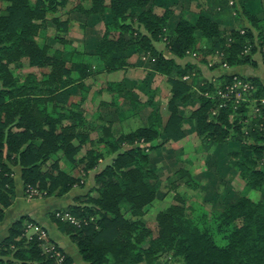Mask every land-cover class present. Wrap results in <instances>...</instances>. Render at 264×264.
Masks as SVG:
<instances>
[{"label": "trees", "instance_id": "obj_1", "mask_svg": "<svg viewBox=\"0 0 264 264\" xmlns=\"http://www.w3.org/2000/svg\"><path fill=\"white\" fill-rule=\"evenodd\" d=\"M69 1L0 0V221L16 197L13 167L19 168L25 193L32 187L45 196L61 198L72 187L83 186L88 173L109 157L94 173L84 201L76 197L75 203L49 213L85 262L154 264L159 254L167 253L181 257L183 264H264V82L258 76L222 74L198 84L196 92L188 79L195 63L180 64L174 58L198 52L204 57L215 55L227 66L255 67L251 54L258 41L264 63V7L250 12L243 0H237L248 24L235 26L221 24L236 8L233 0L212 1L193 21L184 15L174 18L169 5L155 12L152 0H76V12L103 22L91 52L80 53L38 41L50 19L55 24L54 39L70 43L64 37L69 19L56 16ZM200 38L206 44H200ZM153 41H164L174 57H165ZM137 52L148 55V66L170 84L167 117L162 118L152 89L143 101L123 94L129 104L124 113L118 108L122 90L117 87L110 103L100 102L115 109L105 112L104 124L97 126L99 134L93 138L94 127L82 105L84 79L126 68L132 64L130 55ZM25 67L39 72L22 73ZM236 83L250 85L243 92L247 99L218 96L217 90ZM191 98L198 105L187 110L186 117L199 138V149L232 144L227 159L243 180V190L216 210L201 203L188 205L187 192L177 191L176 201L158 210L156 224L150 228L141 218L159 196L161 181L149 152L184 138L179 104L186 105ZM148 107L146 124L114 134V120ZM57 155L64 156L78 174L62 168ZM175 172L178 181L194 189L195 180L187 169ZM57 211L70 213L78 223L61 219ZM28 220L35 222L22 214L9 224L0 240V264H59L52 251H41L37 236L24 235ZM47 241L64 257L61 264H74L49 235Z\"/></svg>", "mask_w": 264, "mask_h": 264}, {"label": "rangeland", "instance_id": "obj_2", "mask_svg": "<svg viewBox=\"0 0 264 264\" xmlns=\"http://www.w3.org/2000/svg\"><path fill=\"white\" fill-rule=\"evenodd\" d=\"M235 3V9L232 10V12H230L231 16H227V13L223 12L222 15L223 16H227V18H230L229 22H231L232 24H234L235 26H239L241 24L243 25H247L248 22L245 18L244 15L241 14V5L238 3L237 0H233ZM244 3V2H243ZM76 4V0H70L64 7L60 8L59 11L56 13V16H58L61 19H69V29L68 31L65 32L64 37L68 40H70V43L67 44H61L58 43V41H56L54 39L55 36V24L49 19L50 18V14H48V19L49 22L47 24V29L45 34H43L42 36L38 37V41H44L45 43L49 44L51 47L53 48H64L65 50H67L69 52V50H71L72 48L76 49L78 52L82 53L83 51L86 53H90L91 50L93 49L94 45L97 43L101 32L103 30V22L102 20H100L99 18L95 17V16H85L83 14H79L78 12H76L73 7ZM161 4L162 5H173L175 7V10L177 13L181 12V15H185L188 20H194L197 17V14L200 12V6L199 5H204V2H201L200 0H190L189 2L186 0H152V7H155L157 9V7L161 8ZM246 4L244 3V6ZM201 6V8H202ZM204 7V6H203ZM184 10V11H183ZM261 10V9H260ZM222 25L224 23H221ZM257 41V40H256ZM154 45H160V47L162 48L161 52L162 53H166L167 54V47L165 45L164 41H153ZM256 44V50L253 54H251V58H253L254 60H256V58H258L259 66L257 68H259V70H261L264 73V63L262 62V57L260 56V52H259V45H258V41L255 43ZM165 54V55H166ZM168 55V54H167ZM131 56L133 57V59H131ZM186 57H189L190 59H192L193 62L196 63V67L193 71H202L200 73V77H202V79H206L205 81H211V77L209 74V71H212V67L214 68L213 65H217L220 63V59L215 56L212 55V57L207 56L204 57L201 54H199L198 52H190V54H187ZM147 58L148 55L137 52V53H133L130 55V57L128 58L129 61H131V65L126 66V68H122V69H118L115 71H112L114 73H109V72H97L93 75H90L88 77H86L83 81L84 85H85V90H83L84 92H86V96L83 100V107L85 108V114L88 118V121L90 123V125L92 127H94V129L91 131V136H93V138H96L97 135L99 134V129L97 128V126H95V117H96V110H104V109H113L110 108L109 106L111 105H101V103L99 102L100 98L102 97L101 95L103 94V96L108 97V92H111L113 95L112 97H114V95L116 94L115 92L117 91V87L118 89L122 90L121 92L125 95L126 92H130L128 90H125L124 87V83L122 84V82H116L115 80H112L113 77L116 78V75H125V74H147L148 71L145 73L143 71H145L146 69L142 70L139 68V66H147ZM188 59V58H187ZM205 59V61L203 60ZM223 66H225V64H221ZM251 65V64H248ZM252 66V65H251ZM257 68H255L257 70ZM254 69V70H255ZM251 70V68H250ZM27 71H33L35 73L38 74L39 70L36 68H29V67H25L23 68V70L21 71L22 73H27ZM121 71V72H120ZM127 72V73H126ZM105 73H109L107 76H105ZM110 75H114L113 77ZM116 76V77H115ZM143 76V75H141ZM142 78V77H141ZM184 78V77H183ZM216 78H214L215 80ZM193 81L197 82L196 79L194 78ZM218 82V81H217ZM116 83H120V87L116 86ZM110 84H115L113 86L110 87ZM238 84V83H236ZM196 85V84H194ZM110 87V88H109ZM240 90V85H237L234 87V91H239ZM77 91V92H76ZM75 93L77 95V97H79L80 91L76 90ZM102 91V93H100ZM235 92V93H236ZM121 94L120 95V99L118 98L117 104H118V108H120V110H122L124 113L127 112V109L129 108V104H127V98ZM249 94H247L248 96ZM249 97V96H248ZM236 98H239V95H236ZM109 101H111L113 98H108ZM111 99V100H110ZM242 100L247 99L245 97V94L243 93L242 96L239 98ZM76 101H78L79 99L75 98ZM109 101H105L108 102ZM102 102V101H101ZM112 128V127H111ZM182 145L184 146V149L187 150L186 153H183L184 151H180V155H182V157H180L179 159L181 160H190V162H201L203 159L204 154H206L207 152L204 151H199L197 152L195 149L199 148V142L198 140H186L184 141V143L180 142V143H175L172 144L173 147L169 148L167 147L168 153H170L173 149H175L174 152H171V154L168 155L169 157H164L163 159H161V163L164 165L165 162H173L172 167L169 169L168 167H164V171H161L159 179L161 181L160 185H159V198L155 199L148 211H146L147 213L141 218V220L148 225L150 228L154 227L156 224V215L158 214V210L165 208L166 206H168L169 204H171L173 201H176V197H175V192L179 191L182 193H186L189 195L188 197L190 198H186V204L188 205H196L197 203H201L203 204V206L207 209L210 210H215L218 207V197L220 196H213V198H211L209 194L205 195L203 193H200L198 190H192L194 192H192L191 190L185 189L183 184L178 182V178L177 175L175 174V170L180 169L179 165L182 164H178V162L174 163V159L175 156L177 154V150L178 148L182 147ZM195 148V149H194ZM80 155V154H79ZM59 159L60 165L61 167L71 171L73 174L77 175L78 174V170L74 169V168H69V162L63 157L61 156H55ZM53 157V158H55ZM156 157V156H155ZM109 160V157H106V159H103L100 162V166H103L107 161ZM12 167V166H11ZM182 168V167H181ZM15 172L17 171V167H13L12 168ZM170 174V175H169ZM93 175V174H92ZM177 178V179H176ZM178 182V183H177ZM178 184L179 187H177L176 189L173 187L174 184ZM93 177L91 175L86 176L83 182V186L80 188H77L76 190H74L73 195L76 197H80L81 200L85 199L86 194L89 193V187L91 185H93ZM74 187H78V186H74ZM91 188V187H90ZM22 193H24V196L27 197V199H29V201H36L33 204V209L32 210V215H30L33 218V221H35V223L39 224L42 228H46V226L44 224H42L41 222H39V217L43 214L46 215V217L48 219L51 220V216L49 213L54 214V212H56V210L61 209V207H51V205H57L55 202L54 203H49L50 200L48 199H52L54 197L51 196H45L43 195L41 192L29 196L28 193H25V191L22 189ZM206 198H205V196ZM256 192H250V196L252 198H254L256 196ZM210 197V198H209ZM46 200L43 203L38 202V200ZM15 199L13 200L12 204L7 207L4 211V215H5V219L9 216H12V212L15 210V208L17 206H15L14 208V203ZM76 201V200H75ZM15 204V203H14ZM64 208V207H63ZM27 207H25V205H23V210L26 211ZM124 209V206L122 208V210ZM59 212V211H57ZM40 214V215H36ZM4 219V220H5ZM2 221V220H1ZM29 222H32L30 220H28ZM26 221V222H28ZM34 223V222H33ZM26 224V223H25ZM26 225L24 227V235L28 238H30L32 235H35V233L32 232V230H25ZM48 230L46 229V235H48ZM36 236V235H35ZM41 251H44L45 249V245L44 243H41L40 240V244H39ZM154 264H183V260L181 257H172L170 254L167 253H162L159 254L158 257L156 258V262Z\"/></svg>", "mask_w": 264, "mask_h": 264}, {"label": "crops", "instance_id": "obj_3", "mask_svg": "<svg viewBox=\"0 0 264 264\" xmlns=\"http://www.w3.org/2000/svg\"><path fill=\"white\" fill-rule=\"evenodd\" d=\"M186 1L189 2L190 0H186ZM200 1L205 3L203 5L204 7L202 5H199L200 11H202V9H205V7L210 5L212 3V1H214V0H200ZM243 2L246 4L245 8L250 12L259 11L260 9H262L264 7V3L261 0H243ZM163 6H165V5H163ZM169 6L173 9V15L172 16H174V18H178L181 15V12L177 13L175 10V7L173 5L172 6L169 5ZM201 6H202V8H201ZM151 7H152V3H151ZM152 9L155 12H160L163 9V7L162 6H161V8L157 7V9L155 7H152ZM229 20H230V18H227V19L224 18L223 20L221 19V23H224L223 25H227V24L231 25L232 23L229 22ZM199 40H200L199 41L200 44H206L205 43L206 41L204 39L200 38ZM155 47L160 51L162 50L160 45H155ZM162 54L167 58H169V56H173L170 53V51H168V49H167L168 55L165 52ZM186 56L183 58H176L174 56L173 57L180 64H185L186 62H193L192 59H190L189 57H186ZM131 59H133L132 56H131ZM147 60H148V58H147ZM256 62H257V64L255 65V67L248 65V64L234 65V66H227V65L223 66L219 63L217 65H213L214 68L212 67V69H211L212 71H209L210 76H212L210 80L212 81V80H214V78H216L217 76L222 75V74L231 75L234 73H238V74H242L245 76H258L259 79H261L264 82V73L261 70H259V68H257L259 66V63H260L258 61V58H256ZM193 63H195V62H193ZM195 65H196V63H195ZM139 68L142 70L146 69L143 72L146 73L148 71V73L147 74H141L143 76H141L140 74H137V75L125 74V75H120V76L116 75L117 76V77L115 76L116 78L113 77L114 75H110V76L113 77L112 80H115L116 82H122V84L124 83L123 88L124 89L126 88L125 90L130 91L129 93L132 94V96H134L135 98L142 100V101L146 99V94H147L148 90H150V89L154 90L155 91L154 100H155V102L158 103L159 111H160L162 118L165 119L167 117V110H166L167 103L166 102H167V98L170 95V90H169L170 84L166 81V79L163 75L152 70L148 66V64H147V66H139ZM250 68H251V70H250ZM255 68H257V70ZM201 72L202 71H194L191 73L190 78H188L189 81H193L194 78L196 79L197 82L193 81V84H192V88H194V91H196V92H198V84H201L203 81L206 80L205 78L202 79V77L199 76ZM109 73H114V72H109ZM109 73H105L106 74L105 76H107ZM183 77H185V76H183ZM194 84H196V85H194ZM122 92L119 93V99H120V95L123 94ZM100 93H102V91ZM108 94H109L108 97H105L102 94L101 95L102 97L100 98L99 102L102 101L105 103V101H109L108 98H113L112 97L113 94L111 92H108ZM109 103H110V101H109ZM197 105H198V102L194 98H191V100L188 101V103L186 105L182 104V103L179 104V112L183 116V118L180 122V126L184 132V135H185L184 138H182L179 141L167 142V143L163 144L161 147L152 149L149 152L151 163L155 168H157V172H158L159 176H160L161 171H164V169H165V168H163L164 165H165V167H168L170 169L172 167V164H173L172 161L171 162H165L164 165L161 163V161H162L161 159H163L164 157H169L168 155L171 154V152L175 151V149H173L174 151L172 150L170 153H168L167 147L171 148V147H173L172 144L180 143V142L184 143V141H186L188 139H190V140L193 139L196 141L198 140V142H199V138L197 137V135L194 131L193 124L186 117L187 110H190V109L196 107ZM109 107L113 108L114 106H109ZM114 109L115 108L96 110V115L99 113L101 115H98L99 119H98V117L95 118V126H98L102 123L104 124L102 117L104 116L105 112L114 111ZM149 111H150V107L143 108V109L139 110L138 112H136L135 114L129 113L125 118L114 120L111 123L112 131L114 132V134H118L121 132H127L130 129H134L138 126H142V125L146 124ZM232 147H233V145L230 143H218V144H214V146H212L209 150H200L199 148H196V149L194 148L197 152L204 151L207 153L204 154L201 162H198V161H200V160H198L197 162L194 161L192 163V162H190V160L179 159L180 157H182V155H180V153H181L180 151H184L183 153L187 152V150L184 149V146L182 145V147L176 149L177 154L174 155L175 156L174 163L176 161V163L178 162V164H182V165H179V168H181V167L185 168L190 172V174L192 175V178L195 180V187H194V189H190V188L188 189L186 186H184L183 180H179L178 182L182 183L185 189H188L191 191L192 190H198V191L200 190L201 191V192L199 191L200 193H203L205 195L209 194V195H211L210 196L211 198H213V196L214 197L220 196V197H218L219 198L218 199L219 204H218V207L216 209L222 208L224 206L226 200L233 198L237 193H239L240 191L243 190V185H244L243 180L239 176L237 170H235L232 166H230L228 159H227V152L229 150H231ZM167 153H168V155H165ZM101 167L102 166H100V163H99V165L95 168V170L90 171L87 176L91 175L93 177L94 173L97 170H99ZM17 171L18 172H15V174H14L16 197H15V201H14L15 204L13 203L14 208H15V206H17V207L12 212V214H11L12 216L7 217L6 219L4 217L5 220L3 219L2 221H0V240L2 238H4L5 235L7 234L8 226L13 220L20 217L22 214L32 215L31 209L34 208L33 204L36 202V201H34V202L29 201V199H27V197L24 196V193H22L23 188H22V181L20 178L19 168H17ZM92 186L93 185H91L90 187H92ZM80 187H82V186L72 187L68 191V193H66L61 198H53V200L48 199V200H50L49 203L55 202L57 204V205H51V207L52 206L53 207H61L62 206V208H63L64 206H66L68 204L75 203L76 201H75V196L73 195V193H74V190H76L77 188H80ZM90 187H89V189H90ZM192 192H194V191H192ZM92 194L94 195L95 192H93ZM157 198H159V197H157ZM205 198H206V196H205ZM45 201L46 200H44V199H42L40 201L38 200V202H40V203H43ZM23 205H25V207H27L26 211L23 210ZM36 215L38 216L40 214L36 213ZM38 219H39V222H41L42 224H44L46 226V229L48 230V233H49L48 235L50 236V239L57 242L59 244V246L63 249V251L68 253L70 255V257H72L74 264H88V262H85L82 259V257L79 255L77 248L70 241L69 237L67 235L62 234L57 229V226L54 222H52L50 219H48L45 214H43L42 217L40 216Z\"/></svg>", "mask_w": 264, "mask_h": 264}, {"label": "built area", "instance_id": "obj_4", "mask_svg": "<svg viewBox=\"0 0 264 264\" xmlns=\"http://www.w3.org/2000/svg\"><path fill=\"white\" fill-rule=\"evenodd\" d=\"M226 65V64H225ZM186 78V76L184 77ZM237 85H240V90L239 91H234V87L237 86ZM250 88V85L248 83H244V84H234L233 86H226L224 90H217V94L219 97L221 98H230L232 97L235 100H238L243 92L249 90ZM236 92V93H235ZM239 95V98H236V95ZM27 193L29 194V196H32V195H35L37 194V190L32 188V187H28L27 188ZM58 217H60L61 219H69L70 221H72L73 223H78V221L72 216L70 215V213L64 211L63 213L61 212H57L56 213ZM26 228L25 230L29 229V230H32L33 233H35V235L38 237L39 240H41V243L45 245V251H52L54 256L57 257V261L59 264L62 263L63 261V256L62 254H60L57 250H55V246L51 243H48V235H46V230L44 228H42L39 224L37 223H33V222H26Z\"/></svg>", "mask_w": 264, "mask_h": 264}]
</instances>
